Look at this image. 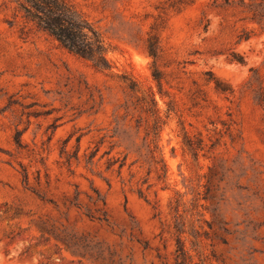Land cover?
Wrapping results in <instances>:
<instances>
[{"label":"rangeland","instance_id":"rangeland-1","mask_svg":"<svg viewBox=\"0 0 264 264\" xmlns=\"http://www.w3.org/2000/svg\"><path fill=\"white\" fill-rule=\"evenodd\" d=\"M71 1L110 45L112 69L0 0V264H264V103L255 98L264 30L252 19L264 0ZM153 22L169 95L156 93L165 122L147 135L139 98L157 88L146 47ZM208 70L234 94L206 84ZM182 126L219 142L194 156ZM96 148L89 163L84 152ZM92 185L107 219L33 191L59 203L76 189L87 200Z\"/></svg>","mask_w":264,"mask_h":264},{"label":"trees","instance_id":"trees-1","mask_svg":"<svg viewBox=\"0 0 264 264\" xmlns=\"http://www.w3.org/2000/svg\"><path fill=\"white\" fill-rule=\"evenodd\" d=\"M17 3L20 11L23 16L30 20L37 27L43 29L51 36H53L61 46L66 48L69 52L74 55L85 59L92 63L93 66L103 70H110L114 67V62L108 56L110 51V45L105 40L102 33L99 29L88 19L85 13L71 0H13ZM252 5V3H251ZM255 7V5H253ZM261 10H258L260 9ZM252 19H255L260 23V27L264 30V6L262 3H259L256 8L253 10ZM161 25V24H160ZM159 24L151 23L148 35L146 37V47L148 54L153 58L152 60V78L155 81L156 89L150 86L146 95H143L139 98L140 107L142 111L146 114L145 116V128L146 134L150 135L151 133H159L161 125L165 122L161 115V109L158 106V101L156 99V93H158L162 98L169 95V92L164 87V82L167 81L164 75V72L159 70L155 64L156 59L159 54V40L157 30ZM240 62H245L243 56L237 58L232 57ZM255 74L259 73L257 68H251ZM206 84H213L214 90L228 98L234 94L233 86L216 75L213 71L208 70L205 72ZM259 84L255 88V98L258 103H264V81L258 75ZM130 86L133 89H136L135 82L131 81ZM201 91L200 88L193 91L192 97L197 101L198 94ZM170 101H168L169 104ZM172 102V101H171ZM216 107V105H215ZM152 118V123H149L148 119ZM142 117L139 119V123H142ZM18 135L14 138L18 146L22 145V140L19 135L21 131L17 129ZM20 133V134H19ZM183 134V143L187 150L191 152L194 156H198L199 151L204 149L205 146L208 147V150L218 144L219 138L214 137L210 139L209 144H204V139L199 133H190L184 126H182ZM71 134L66 141H69ZM78 146L76 148L75 158L79 159V150H80V141L81 135L76 137ZM155 139L153 138V142ZM65 150H62L64 152ZM98 148L91 149L90 151L84 152V155L87 156V161L93 163V158L96 155ZM66 153V152H65ZM114 157V156H113ZM67 161L71 163V156L67 154ZM125 164V161H122L119 165V168H122ZM23 180L26 184L29 183L30 176L27 168L23 166ZM165 164H163L160 169L166 172ZM93 192L86 193L87 200L82 198V191L76 189L74 194L71 196H66L62 202H57L51 198H47L45 194L40 193L39 191L33 190L41 199L50 201L54 206L60 208L61 204L67 209L78 208L82 209L83 213L90 217L91 219H107L108 218V209L107 201L105 196L99 191L95 186H91ZM182 230H178L176 234H181ZM177 249L180 250L182 254L184 252V244L181 236H176Z\"/></svg>","mask_w":264,"mask_h":264}]
</instances>
